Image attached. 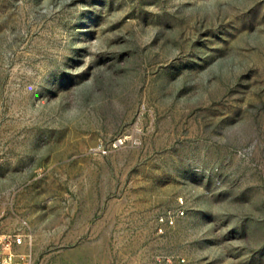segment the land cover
Segmentation results:
<instances>
[{
  "label": "rangeland",
  "instance_id": "obj_1",
  "mask_svg": "<svg viewBox=\"0 0 264 264\" xmlns=\"http://www.w3.org/2000/svg\"><path fill=\"white\" fill-rule=\"evenodd\" d=\"M0 232L264 264V0H0Z\"/></svg>",
  "mask_w": 264,
  "mask_h": 264
},
{
  "label": "built area",
  "instance_id": "obj_2",
  "mask_svg": "<svg viewBox=\"0 0 264 264\" xmlns=\"http://www.w3.org/2000/svg\"><path fill=\"white\" fill-rule=\"evenodd\" d=\"M27 244L22 234L0 232V264H31V254L23 251Z\"/></svg>",
  "mask_w": 264,
  "mask_h": 264
}]
</instances>
